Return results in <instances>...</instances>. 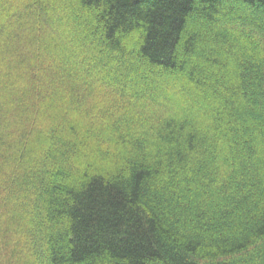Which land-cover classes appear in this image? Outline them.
Returning a JSON list of instances; mask_svg holds the SVG:
<instances>
[{"label":"trees","instance_id":"obj_1","mask_svg":"<svg viewBox=\"0 0 264 264\" xmlns=\"http://www.w3.org/2000/svg\"><path fill=\"white\" fill-rule=\"evenodd\" d=\"M0 264H264V0H0Z\"/></svg>","mask_w":264,"mask_h":264}]
</instances>
